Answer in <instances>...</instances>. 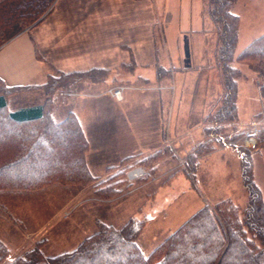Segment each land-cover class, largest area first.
Returning <instances> with one entry per match:
<instances>
[{"label":"rangeland","instance_id":"rangeland-1","mask_svg":"<svg viewBox=\"0 0 264 264\" xmlns=\"http://www.w3.org/2000/svg\"><path fill=\"white\" fill-rule=\"evenodd\" d=\"M229 10L239 19L231 62L238 74L234 117L213 118L221 105L224 84L208 0H202L204 28L193 38V62L189 67L156 63L150 76L149 69L135 71L136 63L127 58L102 68L104 71L78 76L47 66L40 85L0 83V91L5 87L12 91L9 109L43 101L47 114L55 121L69 116L73 92L103 93L121 103L124 96L133 103L138 95L159 92L165 104L159 143L150 151L134 154L124 151L119 140L122 135L119 137V128L110 117L94 119L97 125L84 131L72 111L86 140L82 153L86 176L70 178L68 172H62L52 177L56 182L39 191L0 190V242L7 250L0 264H7L42 240L45 255L69 251L99 228H120L132 219L142 222L136 242L145 255L201 208L207 207L215 214L229 213L227 218L232 221L239 219L247 199L241 184L240 150H257L252 155V176L264 200V148L259 147L264 127V72L256 65L236 60L250 41L264 34V0H232ZM160 33L156 26L155 47ZM25 40L15 41L0 56L18 50ZM114 90H121L120 97L111 95ZM106 144L114 148L100 150ZM138 168L139 175H128Z\"/></svg>","mask_w":264,"mask_h":264},{"label":"trees","instance_id":"trees-1","mask_svg":"<svg viewBox=\"0 0 264 264\" xmlns=\"http://www.w3.org/2000/svg\"><path fill=\"white\" fill-rule=\"evenodd\" d=\"M52 1L0 0V44L36 21ZM231 1L208 0L217 37L216 59L224 84L214 120L234 117L236 110L238 74L231 62L239 19L229 10ZM236 60L256 65L264 72V34L250 41ZM96 70L104 71L92 68L60 73L78 76ZM0 83L3 84L1 80ZM4 89L0 91V190L39 191L56 182L52 177L62 172H68L70 178L86 176L82 161L86 140L72 112L55 121L47 114L46 102L12 111L8 108L12 91ZM262 90L264 93V85ZM26 125L31 128L25 129ZM259 144L264 148V127ZM256 151L240 150L238 154L241 184L247 195L239 219L232 221L227 218L229 213L215 214L207 207L201 208L146 255L136 242L142 222L132 219L120 228H99L74 249L55 255L44 254L46 244L42 240L7 264H264V200L252 176V155ZM6 256L7 250L0 242V262Z\"/></svg>","mask_w":264,"mask_h":264},{"label":"crops","instance_id":"crops-1","mask_svg":"<svg viewBox=\"0 0 264 264\" xmlns=\"http://www.w3.org/2000/svg\"><path fill=\"white\" fill-rule=\"evenodd\" d=\"M202 13V0H53L32 27L0 46L1 53L26 38L18 50L0 56V80L8 86L40 85L47 66L69 74L108 68L127 58L136 63L135 71L149 69L150 76L156 63L186 68L193 62V38L204 28ZM156 26L161 32L157 48L153 43ZM79 94H71L75 97L69 110L84 131L92 130L97 125L93 120L103 115L115 121L124 151L143 153L159 143L165 113L159 92L138 95L134 104L127 100L129 96L121 103L103 93ZM102 104L106 108L101 111ZM100 148L108 152L114 147L106 144Z\"/></svg>","mask_w":264,"mask_h":264},{"label":"built area","instance_id":"built-area-1","mask_svg":"<svg viewBox=\"0 0 264 264\" xmlns=\"http://www.w3.org/2000/svg\"><path fill=\"white\" fill-rule=\"evenodd\" d=\"M110 93H111L112 96L114 95L115 97H117V96L120 97L121 90H114L113 92L110 91ZM139 174H140V169L138 168V169H135L133 171L131 170V172L129 171V174L128 175H130V176H137Z\"/></svg>","mask_w":264,"mask_h":264}]
</instances>
